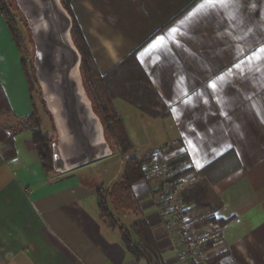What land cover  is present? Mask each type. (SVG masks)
<instances>
[{"label":"crops","instance_id":"0c3cea01","mask_svg":"<svg viewBox=\"0 0 264 264\" xmlns=\"http://www.w3.org/2000/svg\"><path fill=\"white\" fill-rule=\"evenodd\" d=\"M71 9L99 73L135 54L167 107L162 119L114 103L136 156L185 155L182 177L206 182L213 210L185 204L189 240H206L203 262L264 264V0H72ZM41 109L0 11V128L16 131L11 158L0 143V264H135L98 211L115 154L46 173L31 132L19 131L34 110L42 129ZM151 188L133 192L164 264H195Z\"/></svg>","mask_w":264,"mask_h":264},{"label":"trees","instance_id":"16d2710c","mask_svg":"<svg viewBox=\"0 0 264 264\" xmlns=\"http://www.w3.org/2000/svg\"><path fill=\"white\" fill-rule=\"evenodd\" d=\"M60 1L73 22L72 39L82 57L80 71L85 91L92 103L94 112L103 125L107 143L113 154H119L122 159V174L119 180L110 188L100 186L97 190V205L100 218L108 227L119 231L121 241L135 264H164L152 230L142 217L133 192L135 185L147 181L144 166L150 158L136 156L133 144L114 103L117 100H121L149 117L162 119L168 117L167 107L151 86L135 54L126 57L107 74L101 75L73 15L71 9L72 0ZM0 11L11 31L14 42L22 52L23 42L16 26V21L10 15L3 0H0ZM23 66L29 81L30 90L34 92L33 87H37L40 95L34 76L33 64H28L26 58L23 57ZM41 106L48 115L52 130L55 133L52 120L45 109L42 99ZM20 130H29L31 132V143L39 156L44 171L46 173L52 172V143L55 140L53 141L47 133L42 131L41 120L37 111L34 110L22 122ZM15 133L16 131H11V135L7 136L6 132L0 128V143L9 150L8 152L4 151L6 158L13 156V136ZM186 162L187 157L182 155L170 160L169 166L177 168ZM187 172H189V169L181 171L179 176L182 177ZM208 194L210 192L203 179L192 183L181 191L184 204H193L200 209L209 208L213 210L211 208L212 204L209 203L210 197ZM109 203L116 209L132 213L136 216V219L128 226L118 225L110 211ZM218 261L219 258H215L200 264H218Z\"/></svg>","mask_w":264,"mask_h":264},{"label":"water","instance_id":"95a60500","mask_svg":"<svg viewBox=\"0 0 264 264\" xmlns=\"http://www.w3.org/2000/svg\"><path fill=\"white\" fill-rule=\"evenodd\" d=\"M34 45L33 69L56 141L52 169L66 174L113 156L81 76L73 22L60 0H14Z\"/></svg>","mask_w":264,"mask_h":264},{"label":"built area","instance_id":"2783aa9c","mask_svg":"<svg viewBox=\"0 0 264 264\" xmlns=\"http://www.w3.org/2000/svg\"><path fill=\"white\" fill-rule=\"evenodd\" d=\"M168 161L150 158L144 166V172L152 186L151 192L155 202L161 205L160 212L162 210L170 217V228L180 235L186 250L191 253L203 240L188 242L189 238L185 221L186 206L183 202L181 191L184 186L190 183L186 178L179 176L181 169L169 167Z\"/></svg>","mask_w":264,"mask_h":264},{"label":"rangeland","instance_id":"374dc122","mask_svg":"<svg viewBox=\"0 0 264 264\" xmlns=\"http://www.w3.org/2000/svg\"><path fill=\"white\" fill-rule=\"evenodd\" d=\"M3 1L8 8L10 15L15 19L16 26H17L19 33H20V36L22 38V42H23V44H22V46H23L22 56L24 58H26V62L31 65V63L33 61L34 45H33V42L31 40V34H30L29 29L27 28L26 21H25L24 17L22 16V14L20 13V11L18 10L17 5H16L14 0H3ZM33 88H34V99L36 101V104H37V106H39V104L41 106V98H40L39 92L37 90V87L36 88L33 87ZM41 110H42L41 111V119L43 122L42 123L43 124L42 130L46 133H49V136L51 137V139L53 141L54 140L56 141V139H55L56 135H55L54 131L52 130L49 117L44 112L43 107ZM120 158L121 157L119 156V154H115L111 158V160H110L111 165H113L112 166V168H113V172H112L113 174L112 175H114V176L116 175V177H115L116 179H113L111 184L108 186L101 185L104 188H110L113 184H115L119 180V177L122 174V159H120ZM169 161L167 163L168 165H170ZM109 208H110V211L112 212V214L114 215L115 221L118 222V225L128 226V224H129L128 218L129 217L131 218V216H129L130 214H126V213H129V212H125V211L116 209L110 203H109ZM176 234L178 235V238L180 241L179 244H181V246H182L183 242L180 239V235L177 232H176ZM192 240H193V242H197L194 239H192ZM191 241L188 240V242H191ZM205 241H203V243H201V244H204ZM199 246L200 245H198V247L196 249L192 250V252H191L192 254H191L188 250H186L185 245H183V251L187 254H191L192 257L190 259L193 260L195 262V264L196 263L197 264L202 263L203 261H205L208 258L207 255H209L206 252V250L204 249V247H201V246L199 247Z\"/></svg>","mask_w":264,"mask_h":264},{"label":"snow or ice","instance_id":"6c2138e0","mask_svg":"<svg viewBox=\"0 0 264 264\" xmlns=\"http://www.w3.org/2000/svg\"><path fill=\"white\" fill-rule=\"evenodd\" d=\"M208 4L215 6L217 3H220V0H207ZM261 51H264V49H261Z\"/></svg>","mask_w":264,"mask_h":264}]
</instances>
